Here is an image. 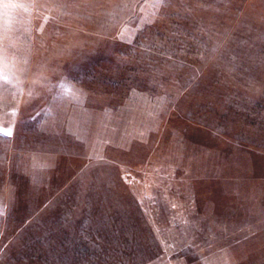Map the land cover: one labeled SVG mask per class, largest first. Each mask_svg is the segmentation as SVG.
I'll use <instances>...</instances> for the list:
<instances>
[{
	"label": "rangeland",
	"instance_id": "374dc122",
	"mask_svg": "<svg viewBox=\"0 0 264 264\" xmlns=\"http://www.w3.org/2000/svg\"><path fill=\"white\" fill-rule=\"evenodd\" d=\"M0 264H264V0H0Z\"/></svg>",
	"mask_w": 264,
	"mask_h": 264
},
{
	"label": "snow or ice",
	"instance_id": "6c2138e0",
	"mask_svg": "<svg viewBox=\"0 0 264 264\" xmlns=\"http://www.w3.org/2000/svg\"><path fill=\"white\" fill-rule=\"evenodd\" d=\"M0 133L5 134V135H10V133L5 132L3 127H0Z\"/></svg>",
	"mask_w": 264,
	"mask_h": 264
}]
</instances>
